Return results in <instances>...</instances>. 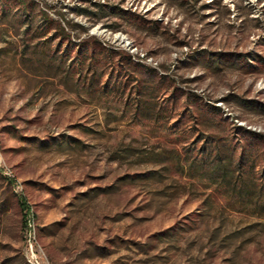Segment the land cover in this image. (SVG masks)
Listing matches in <instances>:
<instances>
[{
    "label": "rangeland",
    "instance_id": "374dc122",
    "mask_svg": "<svg viewBox=\"0 0 264 264\" xmlns=\"http://www.w3.org/2000/svg\"><path fill=\"white\" fill-rule=\"evenodd\" d=\"M38 263L264 264V0H0V264Z\"/></svg>",
    "mask_w": 264,
    "mask_h": 264
},
{
    "label": "built area",
    "instance_id": "2783aa9c",
    "mask_svg": "<svg viewBox=\"0 0 264 264\" xmlns=\"http://www.w3.org/2000/svg\"><path fill=\"white\" fill-rule=\"evenodd\" d=\"M31 251H32V253L35 255V251H34V249H33V245L31 244ZM38 264H40V263H38Z\"/></svg>",
    "mask_w": 264,
    "mask_h": 264
}]
</instances>
